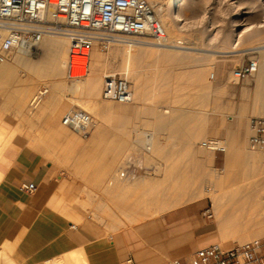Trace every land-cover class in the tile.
<instances>
[{
  "label": "rangeland",
  "instance_id": "rangeland-1",
  "mask_svg": "<svg viewBox=\"0 0 264 264\" xmlns=\"http://www.w3.org/2000/svg\"><path fill=\"white\" fill-rule=\"evenodd\" d=\"M150 1L163 6L169 2ZM177 9L182 20L166 29L167 42L181 41L182 47L192 49L168 53L135 46L129 69L127 43H115L107 50L95 44L82 77L70 78L65 70L43 77L32 90H25L23 78L33 74L36 62L19 59L16 51L6 64L11 73L0 74V126L10 138L8 144L35 150L51 163L52 181L60 184L62 197L78 214L70 217L75 225L112 233L177 205L207 198L221 217L240 229L264 226V153L249 149L246 137L239 153L220 165L214 160L216 151L202 146V141L216 137L200 134L215 117L211 103L221 79L224 96L228 87L245 92L241 99L251 107L246 121L264 116V83L257 81L258 73L264 71V0H181ZM0 32L1 42L5 32ZM46 37L65 41L59 48L69 61L68 38L63 34ZM136 39L157 45L147 37ZM42 55L43 59L48 56ZM250 60L258 61L259 70L234 82L233 70ZM94 70L99 74V90L67 89L72 81L84 83ZM107 74L130 82L131 102L102 98ZM43 85L48 93L31 106ZM158 103L163 108L155 109ZM73 109L90 113L93 125L86 134L62 124L63 116ZM227 114L232 113L224 110L222 117ZM62 127L64 135L58 137ZM128 157L140 172L135 178L119 179L117 173ZM261 237L224 238L220 244L231 247Z\"/></svg>",
  "mask_w": 264,
  "mask_h": 264
},
{
  "label": "crops",
  "instance_id": "crops-1",
  "mask_svg": "<svg viewBox=\"0 0 264 264\" xmlns=\"http://www.w3.org/2000/svg\"><path fill=\"white\" fill-rule=\"evenodd\" d=\"M216 84L211 103L215 117L200 134L224 142L226 149L214 153L215 162L224 165L249 138L253 116L246 121L251 107L241 99L245 92L228 87L224 96V80ZM155 107L163 108L159 103ZM224 110L232 113L225 119ZM8 143L0 152V264H45L48 260H52L49 264H124L129 257L136 264H166L168 259L188 262L197 249L224 238L264 237V226L240 229L221 217L210 198L195 199L112 233L91 225L73 227L68 218L78 214L62 197L60 184L52 181L51 163L35 150ZM31 183L35 191L20 189ZM209 208L212 216H208Z\"/></svg>",
  "mask_w": 264,
  "mask_h": 264
},
{
  "label": "built area",
  "instance_id": "built-area-1",
  "mask_svg": "<svg viewBox=\"0 0 264 264\" xmlns=\"http://www.w3.org/2000/svg\"><path fill=\"white\" fill-rule=\"evenodd\" d=\"M0 29L5 31L0 42V62L9 61L20 48L37 45L47 34L67 36L70 41V78L83 76L88 66L89 52L95 44L107 50L115 43L131 44L138 40L136 38L145 37L159 45L167 43L165 27L155 14L150 0H0ZM176 45L182 46V42L178 41ZM257 70L258 61L250 60L233 70V80L238 82L253 76ZM214 77L212 73L211 78ZM47 93L48 87L43 85L30 105L35 107ZM101 96L118 103H129L133 99V90L126 78L107 74ZM62 123L83 134L93 125L90 113L82 109L67 112ZM249 129V149L264 153V117H251ZM217 141L208 139L203 145L214 147L215 151H224L223 147L217 146ZM139 172L140 168L134 166L132 158L128 157L117 178H135ZM20 189L31 193L36 186L32 183L22 184ZM207 212L208 216H212L210 208ZM72 226L75 227V224ZM124 264L136 262L129 257ZM166 264H264V237L231 247L216 243L197 249L188 262L168 259Z\"/></svg>",
  "mask_w": 264,
  "mask_h": 264
},
{
  "label": "bare ground",
  "instance_id": "bare-ground-1",
  "mask_svg": "<svg viewBox=\"0 0 264 264\" xmlns=\"http://www.w3.org/2000/svg\"><path fill=\"white\" fill-rule=\"evenodd\" d=\"M168 1V0H167ZM181 0H169V2L167 3L166 6H163V5H160V4H154V1H150L151 3H153V8H154V11H155V14L157 15V17L162 21L164 27H165V30L166 29H169L173 23L175 21H180L182 20V14L180 13V11H178V5H179V2ZM163 4V3H162ZM173 10V11H172ZM173 27V26H172ZM1 31H4L2 29H0ZM5 32V31H4ZM167 32V30H166ZM1 33V32H0ZM50 34H47L45 36H48ZM45 36L43 37V39L35 46H31V47H24V48H20L17 50V55L19 57V59H25V58H32L35 60V70L33 72L32 75H28L26 79L23 78V80L25 81V90H32V88H34V85L36 84L37 81H40L43 77H48V76H57L58 74L60 73H63L65 70H68V67H69V61L66 60V54L62 53V51L60 50L59 46H60V43H64L65 41H62L58 38H55V37H46ZM53 36V35H52ZM168 32H167V38H168ZM67 37V36H66ZM68 38V37H67ZM2 39V38H1ZM68 46L70 45V41L68 39ZM68 46L65 48L66 49V52L65 50L63 52L67 53L68 52ZM127 49H126V66L127 68H129L130 66V62H131V55H132V50L134 49L133 47L136 46L137 47H148V48H156V49H162V50H166L168 51H185V50H188V49H192L193 47H189V46H179V45H176L175 44H172V43H169L167 42L166 44L164 45H152L150 44L149 42H145V41H140V40H137V41H133L131 44H127ZM64 49V47H63ZM41 50V52L39 51ZM137 49H134V52L136 51ZM38 52L40 53L38 55V58H34L33 57V54H38ZM42 52L44 53H47L48 56L46 59H43V55H42ZM69 53V52H68ZM136 53V52H135ZM142 53V52H141ZM134 54V53H133ZM172 54V53H171ZM169 54V55H171ZM168 55V54H167ZM173 55V54H172ZM169 58V57H168ZM18 61V60H17ZM8 61L6 62H0V74H7L10 72L8 66L9 65H6ZM11 68V67H10ZM13 68V67H12ZM130 69V68H129ZM128 69V70H129ZM258 70H259V65H258ZM11 73V72H10ZM74 73H76L74 71ZM126 73V71H125ZM8 75H11V74H8ZM7 75V76H8ZM11 77V76H10ZM65 77V76H64ZM22 80V79H21ZM22 80V81H23ZM76 81V80H75ZM75 81H72L71 83L68 84L67 86V89L68 90H84L85 92H88L89 90H99L100 88V81H99V74L96 70L92 71L90 77L82 84L78 85L76 84ZM257 81L258 83H264V71L262 70L261 72L258 73V77H257ZM79 82V81H77ZM57 85V84H56ZM61 87V86H59ZM56 88V87H55ZM57 89V88H56ZM60 89V88H59ZM66 89V90H67ZM87 90V91H86ZM96 94V93H94ZM90 95V94H89ZM88 95V96H89ZM105 108V107H103ZM261 114V113H260ZM63 124V123H62ZM64 125V124H63ZM65 126V125H64ZM67 128V127H66ZM51 129V128H50ZM53 129V128H52ZM4 128L2 126H0V152L2 151V149L5 147V145L10 141V138L7 137L4 133ZM61 130V131H60ZM60 130H57L58 132H56V134L58 135H61L65 129L64 127H62ZM68 131V130H67ZM62 132V133H61ZM54 133V132H53ZM8 134V133H7ZM44 134V133H43ZM64 134H62L63 136ZM151 138H148V134H147V143L150 144V141H151ZM55 139V138H54ZM71 139V138H70ZM210 140V139H209ZM205 141H202V146L203 143ZM217 146L218 147H223L224 149H226V146L223 144L222 141L218 140L217 141ZM207 148V147H206ZM208 149H211L213 151L214 150V147H211V148H208ZM253 151V150H252ZM258 157V156H257ZM257 160V159H256ZM186 182H188L187 180H185ZM185 183V182H184ZM142 185V184H141ZM148 185V184H147ZM186 186V185H184ZM137 188V187H135ZM185 188V187H184ZM139 189V188H138ZM149 189V187H148ZM154 191V190H153ZM153 191H150L153 193ZM187 191V190H186ZM156 193V192H155ZM158 193V192H157ZM161 193V192H160ZM172 193V192H171ZM177 193H180L177 191ZM156 195V194H155ZM183 195V194H182ZM176 196V195H175ZM180 196V195H179ZM185 197V196H184ZM153 198V196H152ZM140 199V198H139ZM152 200V199H151ZM149 199V201H151ZM155 200V199H154ZM153 200V201H154ZM158 200V199H156ZM181 200V199H180ZM142 201V200H141ZM140 201V202H141ZM180 203V202H179ZM143 204V203H141ZM178 206V205H177ZM180 206V205H179ZM70 217H75L73 216L72 214L70 215ZM76 218V217H75ZM74 218V219H75ZM70 221L72 219L68 218ZM74 221V220H73ZM72 223V222H71ZM73 224V223H72ZM71 255V254H70ZM69 255V256H70ZM76 255V254H75ZM78 257V255H76ZM54 259V258H53ZM74 259V258H73ZM80 259V258H79ZM49 261V260H48ZM47 261V262H48ZM52 261V260H51ZM50 261V262H51ZM55 261V260H54ZM70 261V259H69ZM46 262V263H47ZM49 262V263H50ZM57 262V261H56ZM73 262V261H72ZM45 263V264H46ZM47 263V264H49ZM54 263V262H53ZM52 263V264H53ZM68 263V262H67ZM58 264V263H56ZM60 264V263H59ZM63 264V263H61ZM74 264V263H73Z\"/></svg>",
  "mask_w": 264,
  "mask_h": 264
}]
</instances>
